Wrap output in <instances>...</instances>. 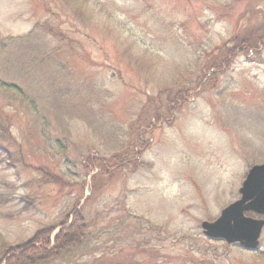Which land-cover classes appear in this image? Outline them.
<instances>
[{
	"label": "rangeland",
	"instance_id": "rangeland-1",
	"mask_svg": "<svg viewBox=\"0 0 264 264\" xmlns=\"http://www.w3.org/2000/svg\"><path fill=\"white\" fill-rule=\"evenodd\" d=\"M0 121V258L79 202L49 264H264L201 228L264 163V0H0Z\"/></svg>",
	"mask_w": 264,
	"mask_h": 264
},
{
	"label": "trees",
	"instance_id": "trees-1",
	"mask_svg": "<svg viewBox=\"0 0 264 264\" xmlns=\"http://www.w3.org/2000/svg\"><path fill=\"white\" fill-rule=\"evenodd\" d=\"M13 140L8 124H0V152L3 153L2 155L12 154L5 142ZM7 160L9 159H4V161ZM78 205L79 202L60 222L39 228L27 241L21 244L8 246L1 254L0 264H49L65 253L81 246L88 225L82 211L78 209ZM57 229H60L58 233H56Z\"/></svg>",
	"mask_w": 264,
	"mask_h": 264
},
{
	"label": "water",
	"instance_id": "water-1",
	"mask_svg": "<svg viewBox=\"0 0 264 264\" xmlns=\"http://www.w3.org/2000/svg\"><path fill=\"white\" fill-rule=\"evenodd\" d=\"M241 197L221 211L214 221H203V233L228 244H239L257 250L264 227L263 218H254L246 212L264 215V164L254 165L239 190Z\"/></svg>",
	"mask_w": 264,
	"mask_h": 264
},
{
	"label": "flooded vegetation",
	"instance_id": "flooded-vegetation-1",
	"mask_svg": "<svg viewBox=\"0 0 264 264\" xmlns=\"http://www.w3.org/2000/svg\"><path fill=\"white\" fill-rule=\"evenodd\" d=\"M250 42H248V40H242L241 42H239L236 46H234V47H232V48H230L228 51H229V53L231 54H234V53H236V51H246V52H248V50L247 49H249V50H253L254 49V47L252 46H250Z\"/></svg>",
	"mask_w": 264,
	"mask_h": 264
}]
</instances>
